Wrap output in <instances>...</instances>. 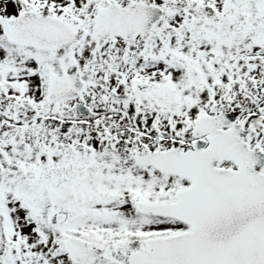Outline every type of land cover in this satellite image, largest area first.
I'll list each match as a JSON object with an SVG mask.
<instances>
[{
    "label": "snow or ice",
    "instance_id": "snow-or-ice-1",
    "mask_svg": "<svg viewBox=\"0 0 264 264\" xmlns=\"http://www.w3.org/2000/svg\"><path fill=\"white\" fill-rule=\"evenodd\" d=\"M0 264H264V0H0Z\"/></svg>",
    "mask_w": 264,
    "mask_h": 264
}]
</instances>
